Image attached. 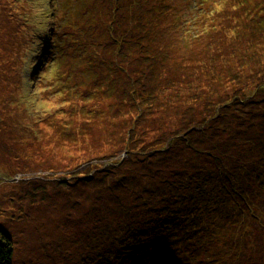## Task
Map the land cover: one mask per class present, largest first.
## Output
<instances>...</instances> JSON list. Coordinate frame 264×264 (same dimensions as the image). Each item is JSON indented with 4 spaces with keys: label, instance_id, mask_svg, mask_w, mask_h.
Listing matches in <instances>:
<instances>
[{
    "label": "rangeland",
    "instance_id": "obj_1",
    "mask_svg": "<svg viewBox=\"0 0 264 264\" xmlns=\"http://www.w3.org/2000/svg\"><path fill=\"white\" fill-rule=\"evenodd\" d=\"M147 1L150 7L152 0ZM226 1L223 0L217 8L213 0H209L208 5L206 0H180L177 3L179 15L189 21V25L199 28L187 34L197 32L198 42L197 47L189 49L184 60L174 54L175 65L170 68L183 69L173 71L171 77L174 83H178L185 73L193 72L194 82L191 84L201 83L207 87L197 90L196 96L198 93L206 95L204 93L211 91L212 85L218 83L209 75V70L215 65H231L238 69L245 59L249 65L244 67L248 69L254 66L264 68V47L260 46L257 51L242 49L236 54L235 46L225 41L227 37L234 38L232 33L241 26L246 38L253 34L264 45V0L252 1L249 8L243 10L239 6L235 10L229 8ZM67 2L68 0H0V228L12 237L14 264H78L73 260L75 252L74 256L63 255L69 251L67 245L72 244V235L76 237L71 225V214L86 215L90 219L86 233L78 235L74 240V247L80 246L79 250L87 243L89 247H93L96 236L107 232L108 225L113 223L111 216L99 222L96 215H91L96 214L95 206L102 205L104 199V204L115 200L136 205L137 199L144 198L151 187H163L168 192L172 190L170 184L173 183V178L161 170L163 166L160 163L151 162L146 154L151 142L155 149L166 144V140L164 142L162 138L165 132L155 130L145 135L146 143L137 152L131 153L126 148V141L132 143L131 147H135V137L128 129L130 120L127 119L131 118L119 115L114 122L115 104L110 97L112 93L102 90L107 87L106 82L111 85L115 79L105 78L107 71L104 69H95L90 75L86 74L76 62L79 57L74 48L68 49V53L60 50L63 46L61 33L64 32L66 38L71 37V31L66 30L61 22ZM231 14L242 15L243 20L237 22ZM148 15L152 20L151 14ZM230 18L233 20H229ZM240 37L243 38L241 35ZM160 38L158 35L154 39L151 50L160 42ZM218 39L220 43H215L213 47L202 44ZM140 54L138 50L136 56L139 59L134 67L137 73L133 75L135 79L151 75L154 84L147 87L154 94H168L178 88L163 81V73L159 68L154 71L149 68L154 63L152 56L147 64H140L141 59H145L140 58ZM183 55L184 53L181 57ZM192 55L195 58L187 60ZM207 55L221 58L214 60ZM223 56L230 57L222 58ZM161 59L160 56L155 63L160 64ZM239 72L236 77L242 78L243 74L246 80H250L246 72ZM116 75L118 84L125 81L126 77L122 73L117 72ZM95 78L103 80H99L100 94H93L95 89L91 88V82ZM173 123L178 124L177 118L173 119ZM220 123L221 121L215 122L212 127L219 126ZM170 125L171 123L162 129H167ZM212 127H206L202 141L210 146L219 142L220 155L237 162L232 165V162L223 158V176L229 174L235 181L233 183L228 179L224 183L235 194L237 193L232 185L241 188L242 183L244 199L249 203V206L246 203L241 206L242 209L245 208L244 215L246 212L247 215H253L254 219H264V185L260 183L264 172V154L261 150L248 149L257 145L264 148V135L257 136L256 143L249 137L253 134L251 129L241 140L233 137L222 142L220 138H214L217 130H212ZM257 128L262 133L263 128ZM207 134L212 139H208ZM157 135L161 139L154 141ZM137 136L140 138L141 134ZM223 145L231 152H224ZM192 155L196 156L194 153ZM192 158V166H185L194 170L196 175L206 173L208 168L214 169L211 166L213 162L209 164L199 157ZM248 158L250 162L241 163ZM99 164L107 169L104 171L103 168H98L94 171ZM151 166H155L156 170L151 169ZM254 166H261L258 172ZM85 170L91 171L87 179L81 178ZM245 172L254 176L245 179ZM125 181L129 184H125ZM154 181L155 184H152ZM202 182L200 195L209 197L213 187L221 185L223 180H218L217 176L208 183L204 180ZM113 195L119 197L111 199ZM233 209H237L236 205ZM117 212L123 219L122 210L119 208ZM140 213L141 208L132 216L137 218ZM211 218L214 220V217ZM114 219L117 224V219ZM262 219L263 225L259 228L258 238L255 234V239L252 238L248 227L240 233L243 236V250L250 248L252 251L257 248L255 253H264ZM222 221L230 227L229 231L237 229L235 221L231 226L230 220L222 218ZM215 222L216 220L213 224ZM77 230L81 234L78 226ZM221 236L223 238L224 234L221 233ZM226 241L228 244L230 239L222 240L223 243ZM238 254L246 257L249 253ZM92 256L96 259L93 248ZM89 263L90 260L87 264ZM248 264L259 262L252 260Z\"/></svg>",
    "mask_w": 264,
    "mask_h": 264
},
{
    "label": "trees",
    "instance_id": "obj_2",
    "mask_svg": "<svg viewBox=\"0 0 264 264\" xmlns=\"http://www.w3.org/2000/svg\"><path fill=\"white\" fill-rule=\"evenodd\" d=\"M213 1L217 8L223 0ZM252 1L255 0H227L226 3L233 10L237 6L243 10L249 8ZM179 2L180 0H152V5L148 7L147 0H68L67 7H64L61 22L66 30L71 31V37L66 38L65 33H61L63 46L60 50L68 53V49L74 48L79 57L76 62L86 74L90 75L95 69H104L107 71L105 78L115 79L111 85L106 82L108 85L102 90L112 93L110 97L115 104L114 122L119 115L131 118L127 119L130 120L128 129L135 137V147H131L132 143L124 140L127 143L126 148L131 153L137 152L136 150L146 143L145 135L155 130L165 132L162 138L164 142L166 140V144L155 149L151 142L146 154L151 162L160 163L163 166L161 170L173 178V183L170 184L171 192L163 187L154 188L150 185L151 188L146 196L139 197L136 205L132 202H115V200L106 201L104 204L105 199L102 205H96V214L91 213V215H96V220L99 222L111 216L113 223L108 225L107 232L96 236L93 247H89L88 243L79 250L80 246L74 247V240L78 235L86 233L90 219L86 215L71 214V225L76 237L72 235V244L67 245L69 251L63 255H76L73 260L78 264H87L89 260V264H248L252 260L264 264V253H255L257 248L252 251L250 248L244 250L241 248L243 236L240 233L248 227V233L252 238L255 239L254 234L258 238L259 228L263 224L260 220L262 218L254 219L253 215H247L246 212L244 215L245 208L242 209L241 206L244 203L249 206V203L244 199L243 184L241 183V188L232 185V189L237 193L235 194L224 183V180L228 181V179L233 183L235 181L229 174L223 176L224 170L221 167L223 158L232 162V165L237 162L220 155L219 142H214L210 146L202 141L206 129L212 127L215 122L221 121L219 126L212 127V130H217V136L214 138H220L222 142L227 140L226 138L233 137L241 140L252 129L253 134L249 137L258 143L257 136L264 135V68L254 66L248 69L244 67L249 65L245 59L238 69L231 65L226 67L215 65L209 70V75L218 81L211 87L217 92L211 90L204 93L206 95L199 93L198 96L195 95L197 90L207 87L201 83L191 84L194 82L193 72L185 73L182 80L174 83L171 73L183 69V67L170 68L175 65L174 54L175 57L178 55L184 60L189 54V49L197 47L198 42L197 32L187 36L196 26L189 25V21L179 15L176 9L177 6L179 7L177 5ZM208 2L209 0H206L207 5ZM148 13L151 14L152 20ZM231 15L235 20L237 19V22L243 20L242 15ZM240 28L241 26L232 33L234 38L225 39L235 46L236 54L242 49L257 51L260 46L264 47L253 37V34H249L250 36L246 38ZM158 35L161 36L160 42L151 50ZM205 43L213 47L215 43H220V40L202 42ZM138 50L141 53L140 58H145L141 59L140 64H147L152 56L154 63L149 68L153 71L159 68L163 73V81L178 88L168 94H154L147 87L154 84L151 75L144 76L140 80L135 79L133 75L137 73L134 67L139 59L136 56ZM255 55L257 57L256 53ZM160 56L162 57L160 64H156ZM207 56L214 60L221 58L216 55ZM224 57L230 56L222 58ZM194 58L195 56L192 55L187 60ZM240 70L246 72L250 80H246L243 74L242 78L236 77L240 74ZM117 72L126 77L120 84L116 80ZM99 80L102 78H95L91 82V88L95 89L93 94L101 92ZM174 118H177V125L173 123ZM169 123H171L169 128L162 129ZM257 127L263 128L262 133L258 132ZM138 134H141L140 138ZM206 137L212 139L208 134ZM158 139L161 138L157 135L154 141ZM222 149L224 152H231L226 145H223ZM248 149L261 150L264 154V148L258 145ZM193 153L196 156L192 155ZM130 155L133 157L132 154ZM192 157H199L209 164L213 162L211 166H214V169L208 168L206 173L196 175L194 170L185 166V164L192 166L194 161ZM246 162H250V159L241 163ZM97 166L94 171L98 168H103L104 171L107 169L103 164ZM254 167L258 172L261 166ZM150 168L156 170L155 166ZM83 173L81 178L87 179L91 171L85 170ZM217 176L218 180H223L222 184L213 187L209 197L200 195L202 181L208 183ZM245 176L247 179L254 175L250 176L249 172H245ZM260 183L264 185V172ZM125 184L129 182L125 181ZM152 184H155V181ZM127 187L132 188L130 185ZM134 188L136 189L135 186ZM117 197L119 196L113 195L111 199ZM235 205L236 210L233 209ZM119 208L123 212V219L117 212ZM140 208L139 217L132 216ZM211 217L216 220L215 224ZM114 218L117 219V224ZM222 218L230 220V226L235 221L238 224L237 229L229 231L230 227L223 223ZM221 233L224 234L223 238ZM225 238L230 239L228 244L227 241L222 242ZM92 248L96 259H93ZM77 250H81L78 255ZM238 252L249 254L244 257ZM0 264H14L12 237L2 228H0Z\"/></svg>",
    "mask_w": 264,
    "mask_h": 264
}]
</instances>
